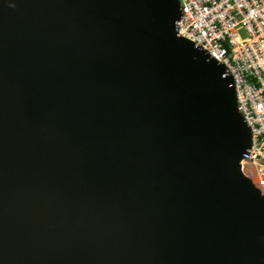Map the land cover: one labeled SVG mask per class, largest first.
<instances>
[{"label": "water", "instance_id": "water-1", "mask_svg": "<svg viewBox=\"0 0 264 264\" xmlns=\"http://www.w3.org/2000/svg\"><path fill=\"white\" fill-rule=\"evenodd\" d=\"M178 0H0V264H264L232 78Z\"/></svg>", "mask_w": 264, "mask_h": 264}, {"label": "built area", "instance_id": "built-area-1", "mask_svg": "<svg viewBox=\"0 0 264 264\" xmlns=\"http://www.w3.org/2000/svg\"><path fill=\"white\" fill-rule=\"evenodd\" d=\"M175 28L225 67L251 133L245 176L264 193V0H178Z\"/></svg>", "mask_w": 264, "mask_h": 264}, {"label": "clouds", "instance_id": "clouds-1", "mask_svg": "<svg viewBox=\"0 0 264 264\" xmlns=\"http://www.w3.org/2000/svg\"><path fill=\"white\" fill-rule=\"evenodd\" d=\"M248 126V125H247ZM246 159V158H245ZM244 159V160H245ZM244 160L241 162V170H242V173H243V175L245 176V174H244V171H243V162H244ZM246 177V176H245ZM250 180V179H249ZM251 181V180H250ZM251 183L253 184V182L251 181ZM253 186L256 188V189H258L260 192H261V194L264 196V193L259 189V188H257L254 184H253Z\"/></svg>", "mask_w": 264, "mask_h": 264}, {"label": "rangeland", "instance_id": "rangeland-1", "mask_svg": "<svg viewBox=\"0 0 264 264\" xmlns=\"http://www.w3.org/2000/svg\"><path fill=\"white\" fill-rule=\"evenodd\" d=\"M253 184H255V182H253Z\"/></svg>", "mask_w": 264, "mask_h": 264}]
</instances>
